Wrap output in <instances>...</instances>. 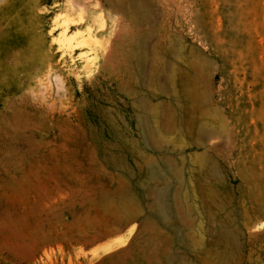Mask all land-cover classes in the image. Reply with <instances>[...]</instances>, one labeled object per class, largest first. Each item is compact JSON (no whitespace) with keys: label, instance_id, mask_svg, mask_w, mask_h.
Listing matches in <instances>:
<instances>
[{"label":"rangeland","instance_id":"374dc122","mask_svg":"<svg viewBox=\"0 0 264 264\" xmlns=\"http://www.w3.org/2000/svg\"><path fill=\"white\" fill-rule=\"evenodd\" d=\"M185 84L219 124L204 147L180 129L173 93ZM134 100L155 108L187 191L209 156L229 264H264V0H0V264H143L120 253L130 235L93 254L127 233L119 198L142 211L150 200L131 178L144 154H164V139L144 142ZM142 211L134 232L149 217L172 264L217 250L199 210L186 228Z\"/></svg>","mask_w":264,"mask_h":264},{"label":"bare ground","instance_id":"6f19581e","mask_svg":"<svg viewBox=\"0 0 264 264\" xmlns=\"http://www.w3.org/2000/svg\"><path fill=\"white\" fill-rule=\"evenodd\" d=\"M67 28L66 25H63L61 32H66ZM113 57L114 54L110 53L106 64L112 63ZM172 78L173 73L167 77L170 82ZM185 85H181V89L179 88L173 93L175 99H179L176 103V109L181 116L180 129L183 134L191 138L194 147H204L208 142L207 140H210L217 132L219 124L216 118L211 116L207 108H203L205 111H202L198 107L199 100L194 99V91L187 84ZM130 105L135 111L144 142L149 148L155 149L154 143L156 138L160 137L164 139L163 133L159 131V127L154 120L155 108L145 106L139 100L132 101ZM170 114V118H174L173 113ZM162 128L167 129L168 132L170 130V127H166L163 123ZM164 141L166 142L162 147L164 154L160 155L157 160H154L149 154H144L142 161L136 166V171L131 174L135 188L139 193L141 195L145 193L151 195L143 211L153 215L162 224L186 228L189 226L190 221L186 218L183 219L182 215L187 214L192 208L199 210L207 217V220L213 227L210 230V236L212 237L210 240H213V244L217 246V250L211 247H208L206 250H195L193 254L195 263L229 264L230 256L225 246L229 239L230 213L227 207L226 191L223 182H218L212 171H209V156L207 154L199 155V157L196 155L201 164L200 182L196 190L188 188L190 192L187 191L183 177L179 173L181 169L172 163L169 156L172 142L165 139ZM181 150L179 148V151ZM220 156L222 157V155ZM109 159L114 165H120L118 157L110 155ZM125 195L131 199H136L132 191L124 192ZM187 197L196 199V204H190L187 201ZM135 202L137 201L135 200ZM126 204L125 199L119 198L116 208L122 210L127 216L126 222L131 223L127 233L122 238L117 237L106 242L94 250L93 254H97L98 251L107 252L123 245L130 235L132 246L120 251L121 255L126 256L128 261L138 259L143 264H172L169 252L163 247L167 242L163 231L154 226L149 217H146L145 219H141L142 227L134 232V229H136L134 221L141 217L140 212L142 209L139 207L140 203L138 202L135 208L131 209ZM184 237V234H182L181 238Z\"/></svg>","mask_w":264,"mask_h":264}]
</instances>
